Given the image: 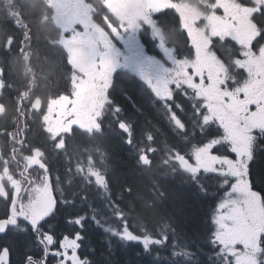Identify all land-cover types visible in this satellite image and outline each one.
<instances>
[{
    "label": "snow or ice",
    "instance_id": "snow-or-ice-1",
    "mask_svg": "<svg viewBox=\"0 0 264 264\" xmlns=\"http://www.w3.org/2000/svg\"><path fill=\"white\" fill-rule=\"evenodd\" d=\"M0 137V264H264V0H0Z\"/></svg>",
    "mask_w": 264,
    "mask_h": 264
},
{
    "label": "trees",
    "instance_id": "trees-1",
    "mask_svg": "<svg viewBox=\"0 0 264 264\" xmlns=\"http://www.w3.org/2000/svg\"><path fill=\"white\" fill-rule=\"evenodd\" d=\"M128 83V77L126 75H123L121 77V85L126 87ZM142 122L143 121L141 119V123ZM111 156L114 161H110L111 166L115 168L113 170L117 174L127 175L130 180L133 179V170L135 168L134 156L128 154L125 151H120L117 149H114L112 151ZM179 184L180 181L177 180L173 185V187L175 188V195L172 198L178 207L182 206V214L179 215L178 219L180 220L184 231H186L190 236L195 237L196 235L202 233L204 230V223L211 210L212 201L210 199H197L191 196L185 187H176V185ZM150 226L153 228L159 227L155 223H150ZM160 226H162V223ZM102 236L103 233L96 227L91 226L90 228H88L86 251H91L89 245L95 247L97 249V255L94 256L96 260L101 259L99 253L103 250V245L100 243ZM135 253L136 249H129L127 251L118 250L114 259L117 260L119 264H143L145 258L138 257Z\"/></svg>",
    "mask_w": 264,
    "mask_h": 264
},
{
    "label": "flooded vegetation",
    "instance_id": "flooded-vegetation-1",
    "mask_svg": "<svg viewBox=\"0 0 264 264\" xmlns=\"http://www.w3.org/2000/svg\"><path fill=\"white\" fill-rule=\"evenodd\" d=\"M142 42L145 43L146 49L149 52V54H154L153 49L151 48V45L146 40L145 41H142ZM181 46H182V42H181V44H178V47H181ZM123 75H126L128 78L130 76L129 73H124ZM29 123L31 125V127L29 129V131L31 133L30 138L33 139V140L38 139L39 138V135H40V130H39L38 125L32 124L31 121H29ZM0 148L6 149V143H5V140H4L3 137H0ZM127 153L128 154H131L132 156H134L132 152H127ZM109 161L114 162L113 159H112V156H111V158H110ZM97 163H98V166H99V161H97ZM56 164H57V166H59L60 164H62V161H57ZM257 167L259 168V165ZM112 169H115V168L112 167ZM88 197H89V199L91 201H93L95 204H97V198L96 197H94L91 194H88ZM97 207L99 208L98 205H97ZM2 210H3V204L0 203V212H2ZM57 220L60 221V218L58 217ZM57 230L58 231H62L63 230V224H62V222H60V223L57 224ZM34 251H38V250H34ZM20 255H21V253L19 251H14L13 252L12 257H11L12 264H17V262L20 260Z\"/></svg>",
    "mask_w": 264,
    "mask_h": 264
}]
</instances>
